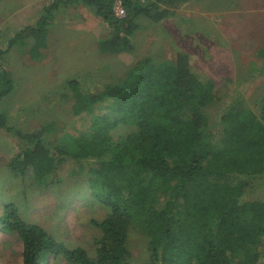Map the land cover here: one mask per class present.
Returning a JSON list of instances; mask_svg holds the SVG:
<instances>
[{
    "label": "trees",
    "instance_id": "1",
    "mask_svg": "<svg viewBox=\"0 0 264 264\" xmlns=\"http://www.w3.org/2000/svg\"><path fill=\"white\" fill-rule=\"evenodd\" d=\"M117 1L122 16L115 12ZM182 1L49 0L33 24L0 44V100L15 85L3 58L15 46L40 58L52 20L65 6L90 9L108 29L97 41L99 52L120 53L133 49L142 18L157 23ZM80 75L62 83L72 94L71 111L90 115L99 103L107 109L91 118L89 136L53 145L45 135L52 123L19 129L8 125V111L1 108L0 129L22 141L7 162L9 171L33 185L57 183L56 170L67 159L85 167L92 195L109 209L96 222L101 235L95 255L67 248L21 218L14 203L2 202L0 225L21 238V264H43L47 255L77 264H264V200L243 198L246 178L264 176V123L256 114L236 101L210 124L204 109L215 101L213 82L194 74L180 51L174 59L145 56L99 90L83 86L81 80L90 76ZM257 107L264 112V106ZM118 124L134 129L115 138L110 131ZM132 221L146 237V263L128 251Z\"/></svg>",
    "mask_w": 264,
    "mask_h": 264
},
{
    "label": "rangeland",
    "instance_id": "2",
    "mask_svg": "<svg viewBox=\"0 0 264 264\" xmlns=\"http://www.w3.org/2000/svg\"><path fill=\"white\" fill-rule=\"evenodd\" d=\"M48 1L0 0V44L18 29L33 24ZM171 10L173 15L157 23L142 18L143 27L133 35V49L120 53L99 52L97 41L108 29L86 6L75 4L59 10L40 58H29L21 46L13 47L3 58L15 84L0 100V108L8 111V125L33 131L52 123L45 135L53 145L89 136L91 118L107 109L99 103L90 115L74 114L72 94L62 87L64 80L86 72L90 77L81 80L82 85L99 90L145 56L174 59L179 51L188 55L194 74L213 82L215 101L204 109L210 124L217 122L226 105L236 101L264 123V112L257 107L264 106V71L259 70L264 66V0H185ZM133 129L118 124L110 133L116 138ZM21 143L13 131L0 129V212L2 202H12L21 218L43 227L67 248L81 247L94 257L96 239L101 235L96 222L109 209L92 195L85 167L67 159L56 170L57 183L33 185L27 177L14 176L7 166ZM246 181L243 198L264 200V176ZM127 237L132 258L146 263V237L139 223L129 224ZM21 263V238L0 225V264ZM43 264L77 263L47 255Z\"/></svg>",
    "mask_w": 264,
    "mask_h": 264
},
{
    "label": "built area",
    "instance_id": "3",
    "mask_svg": "<svg viewBox=\"0 0 264 264\" xmlns=\"http://www.w3.org/2000/svg\"><path fill=\"white\" fill-rule=\"evenodd\" d=\"M114 9L118 16L124 15V9L122 8L119 2H116Z\"/></svg>",
    "mask_w": 264,
    "mask_h": 264
}]
</instances>
